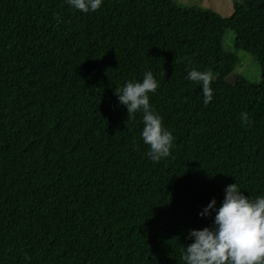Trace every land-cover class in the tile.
<instances>
[{"label": "trees", "instance_id": "obj_1", "mask_svg": "<svg viewBox=\"0 0 264 264\" xmlns=\"http://www.w3.org/2000/svg\"><path fill=\"white\" fill-rule=\"evenodd\" d=\"M226 30L259 83L225 81L238 62ZM193 69L215 75L207 104ZM147 72L173 136L159 162L143 110L128 119L114 91ZM233 183L264 197V0H233L227 17L173 0L87 13L0 0V264H186L190 232L214 226Z\"/></svg>", "mask_w": 264, "mask_h": 264}, {"label": "clouds", "instance_id": "obj_2", "mask_svg": "<svg viewBox=\"0 0 264 264\" xmlns=\"http://www.w3.org/2000/svg\"><path fill=\"white\" fill-rule=\"evenodd\" d=\"M68 3L87 13L99 9L102 0H68ZM187 78L202 85L204 103H209L213 98L212 74L193 69ZM157 87L153 74L147 72L142 82L129 81L123 88L114 90L120 103L127 107L128 119L143 110L142 137L150 145L149 155L154 162L170 155L173 141L171 132L162 128L161 119L150 109L148 93H154ZM241 115L247 124V113ZM225 192L214 226L190 232L195 240L183 253L186 264H264V197L250 201L236 183L228 185ZM215 204L213 199L201 215L209 214Z\"/></svg>", "mask_w": 264, "mask_h": 264}, {"label": "rangeland", "instance_id": "obj_3", "mask_svg": "<svg viewBox=\"0 0 264 264\" xmlns=\"http://www.w3.org/2000/svg\"><path fill=\"white\" fill-rule=\"evenodd\" d=\"M176 4L182 7L201 6L212 9L222 17H227L232 11L233 0H173ZM234 33L226 30L221 39V49L224 52L234 53L238 62L231 74L227 76L225 81L232 83L235 77L240 76L251 83L257 84L260 81V71L254 57L233 48ZM212 74L214 79L215 75Z\"/></svg>", "mask_w": 264, "mask_h": 264}]
</instances>
